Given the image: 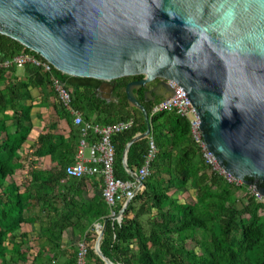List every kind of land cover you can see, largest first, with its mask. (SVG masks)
Returning <instances> with one entry per match:
<instances>
[{"label": "trees", "instance_id": "16d2710c", "mask_svg": "<svg viewBox=\"0 0 264 264\" xmlns=\"http://www.w3.org/2000/svg\"><path fill=\"white\" fill-rule=\"evenodd\" d=\"M22 51L45 59L0 33V61ZM25 67L31 74L30 82L19 79L17 66L0 67V114H3L0 119V263L46 264L48 251H53L54 258L64 256L60 264H78L80 243L69 250L63 249L59 222L63 220L76 226V222L90 217L107 220L101 249L115 264H264L262 204L246 192L245 186L228 182L207 164L186 118L173 111L152 112L156 101L147 99L145 86L135 88L134 92L150 114L152 134L131 146L129 166L137 170L143 166L150 137L156 142L157 153L143 190L128 204L121 223L110 216L111 207L104 196L97 200L91 214L83 211L74 197L62 196L63 203L59 205L61 195L53 188L56 184L68 178L74 182L71 186H78L88 179V176H68V164L58 173L32 172L19 184L15 179L21 158L19 152L33 127L32 105L25 106L22 101L32 98L29 91L32 84L53 85L52 77L59 78L71 94V108L80 111L85 120H92L94 116L102 124L134 120L132 128L112 138L118 178L134 180L125 168L124 151L136 134L147 130L142 111L131 106L126 91L131 81L142 79L143 75L119 78L115 89L119 100L107 102L97 95L101 84L98 78L69 75L55 67L51 72L32 64ZM57 108L59 116L74 127L73 132L80 140V128L74 123L71 108L61 102ZM62 141V137L51 133L42 134L35 153L53 154L62 146ZM8 178L13 180L8 182ZM260 185L264 186V182ZM180 190L193 191L192 200L183 202L176 195ZM33 209L46 214L49 220L42 223L39 233L44 243L30 259V248L23 249L31 241L29 235L22 236L19 242L11 243V240L13 233L29 222L27 215ZM121 209L119 204L117 210ZM75 217L78 220L73 222ZM97 239L98 232L89 230L82 241L87 248L86 264H106L95 250Z\"/></svg>", "mask_w": 264, "mask_h": 264}, {"label": "water", "instance_id": "95a60500", "mask_svg": "<svg viewBox=\"0 0 264 264\" xmlns=\"http://www.w3.org/2000/svg\"><path fill=\"white\" fill-rule=\"evenodd\" d=\"M0 33L64 73L100 79L106 100L119 78L143 75L126 89L147 123L124 151L136 194L145 183L128 153L152 124L134 89L158 80L166 96L170 80L183 88L219 163L264 194V0H0ZM105 228L95 250L115 264L101 249Z\"/></svg>", "mask_w": 264, "mask_h": 264}, {"label": "crops", "instance_id": "0c3cea01", "mask_svg": "<svg viewBox=\"0 0 264 264\" xmlns=\"http://www.w3.org/2000/svg\"><path fill=\"white\" fill-rule=\"evenodd\" d=\"M16 74L19 79L30 82L31 74L26 70V67H18ZM159 83L160 80L149 84L146 87L147 96L148 92H150L148 96L149 100L158 101L166 96L164 93L168 92L167 87ZM53 89L54 87L51 84H32L29 87L32 98L22 101V104L25 106L32 105L31 114L33 127L19 152L21 158L17 163L15 173V179L19 184L25 176L30 175L32 172H43L46 174L58 173L65 164L69 165L75 161L80 140L73 132L74 127L68 123L66 118H61L59 116L57 107L59 106L60 101L58 94ZM101 94H103V96L108 95L107 88H105ZM102 99L107 102H118L119 100L115 90L113 96L109 98V100H106L104 97ZM131 106L134 107L133 105ZM2 118L3 114H0V119ZM95 119L96 116L93 117L92 121H95ZM47 133H51L56 137H62V146L57 148L53 154L45 153L39 156L35 153L38 148V139L42 134ZM133 170L138 172L137 169ZM12 180L13 178H8V182H11ZM72 183L74 182H69L68 178H64L53 187L55 193L58 194V196L61 195V198L58 199L59 205L62 206V196H66L67 199L74 197L73 200L78 202L83 211L91 214V209L95 207L97 200L103 196L105 181L102 175L90 176L86 179L85 183H80L78 186H76L77 184L71 186ZM192 194L193 191L186 192V190H180L176 195L185 202L186 200H192ZM27 216L29 222L24 223L19 230L13 233L11 243L14 241L19 242L22 236L29 235L31 241L24 245L23 249L30 248L29 256L30 259H33L35 253L41 249V245L44 243V238H39V233L42 229L41 225L43 222L47 223L49 217L46 214L42 215L38 209H33ZM77 220L78 218L75 217L73 222H76ZM76 223L78 224L75 226L71 224L68 225L63 220L59 222V229L62 231L63 249L69 250V248L75 243H82L89 230H96L99 237V232L105 224L107 225V220H95L89 217L88 219H83ZM87 224H89L88 227ZM48 252V258L51 259L52 264H60V260H64V256L57 259L54 258L53 255L55 254L53 251ZM48 258L45 257V260L43 259L46 264H50Z\"/></svg>", "mask_w": 264, "mask_h": 264}, {"label": "built area", "instance_id": "2783aa9c", "mask_svg": "<svg viewBox=\"0 0 264 264\" xmlns=\"http://www.w3.org/2000/svg\"><path fill=\"white\" fill-rule=\"evenodd\" d=\"M28 64L41 67L44 71L48 72H51L54 67L48 60L27 51H22L13 58L0 61V67L3 68H11L14 66L25 67ZM52 81L53 87L57 91L59 101L63 103L64 106L71 108V94L65 84L56 76L52 77ZM169 84L173 90L172 93L156 101L152 112L173 111L186 118L190 122L193 138L200 146L207 164L220 175L224 176L228 182L239 186H245L246 192L253 195L256 200L262 204L263 207L261 212L264 213V194L259 192L255 185L246 183L244 180L231 174L219 163L207 146L200 125L201 118L186 97L183 88L173 80H170ZM71 112L74 115V123L80 128L81 138L75 161L67 165L66 172L68 176L75 178L102 175L105 181L103 196L111 207L110 216L114 221L121 223L123 215L120 212L123 208L127 207L128 199L136 195L139 182L137 180L116 177V147L112 138L114 135L132 128L134 120L130 119L127 121L102 124L92 120H85L80 111L71 108ZM156 153V142L153 137H150V147L145 162L137 172L143 181L151 174V164ZM119 204L122 206V209L118 211L117 206ZM80 246L81 250L78 264H86L87 248L84 243H80Z\"/></svg>", "mask_w": 264, "mask_h": 264}]
</instances>
